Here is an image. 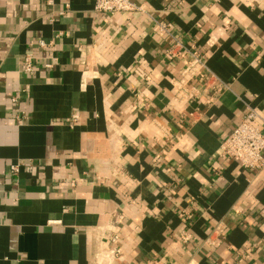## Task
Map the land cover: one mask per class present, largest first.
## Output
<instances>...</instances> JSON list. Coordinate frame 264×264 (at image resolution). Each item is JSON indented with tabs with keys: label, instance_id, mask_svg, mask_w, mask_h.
Masks as SVG:
<instances>
[{
	"label": "crops",
	"instance_id": "1",
	"mask_svg": "<svg viewBox=\"0 0 264 264\" xmlns=\"http://www.w3.org/2000/svg\"><path fill=\"white\" fill-rule=\"evenodd\" d=\"M130 1L167 33L0 0V264H264V168L219 156L250 111L264 133V0Z\"/></svg>",
	"mask_w": 264,
	"mask_h": 264
},
{
	"label": "built area",
	"instance_id": "2",
	"mask_svg": "<svg viewBox=\"0 0 264 264\" xmlns=\"http://www.w3.org/2000/svg\"><path fill=\"white\" fill-rule=\"evenodd\" d=\"M93 4V12L96 14L104 15H125L131 17L133 15H142L148 19H152L156 23L159 31L163 34L167 33V26L161 21L154 20L150 15V12L141 5H137L130 0H91ZM68 6H65V10L59 12L63 15L67 12ZM38 48H47L52 46V42L45 43L42 40L36 42ZM180 55V53H179ZM189 62L187 63L185 70L182 73L181 82L191 80L195 76H204L209 73V70L202 58L194 50L188 52ZM47 67H50L49 65ZM34 70V62L30 55H26L22 59V72L24 74H32ZM214 78L210 75V79ZM182 91V90H181ZM188 98L190 95L189 90L182 91ZM181 94L177 95V99H181ZM257 114L250 111L234 128V130L222 141L220 145L219 156L222 159L231 160L239 164V166L245 170H257L260 171L264 168V133L259 129L257 123ZM18 165L11 166V171L18 172ZM218 231V229H217ZM188 235L185 233L182 236V240L186 241ZM205 244H209L206 240ZM103 256L108 263L113 259H120L121 253L118 250L111 249L104 252Z\"/></svg>",
	"mask_w": 264,
	"mask_h": 264
}]
</instances>
